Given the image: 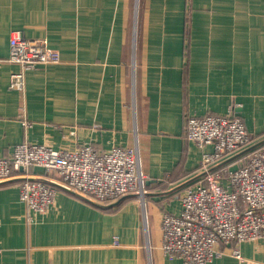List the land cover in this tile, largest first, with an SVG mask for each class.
Here are the masks:
<instances>
[{
    "label": "crops",
    "instance_id": "crops-1",
    "mask_svg": "<svg viewBox=\"0 0 264 264\" xmlns=\"http://www.w3.org/2000/svg\"><path fill=\"white\" fill-rule=\"evenodd\" d=\"M13 31L59 57L26 71L22 92L8 86ZM232 106L248 133L264 131V0H0L3 154L20 142L136 144L153 183L143 203L128 195L119 208L60 190L43 215L19 200L20 180L0 183V264H181L160 248V215L178 214L200 178L185 118ZM219 249L207 264H264V238L240 244L244 262Z\"/></svg>",
    "mask_w": 264,
    "mask_h": 264
},
{
    "label": "built area",
    "instance_id": "built-area-1",
    "mask_svg": "<svg viewBox=\"0 0 264 264\" xmlns=\"http://www.w3.org/2000/svg\"><path fill=\"white\" fill-rule=\"evenodd\" d=\"M7 62L18 67L8 86L22 92L25 73L38 65L56 64L58 54L45 39L26 38L13 31ZM20 125H30L20 107ZM187 141L201 150L200 178L179 197L180 211L160 215V248L181 264H207L221 255L220 245L244 262L241 243L264 238V145L254 148L250 134L234 111L185 118ZM245 151L238 168L225 165L230 155ZM30 168L42 170L37 176ZM20 180L19 200L33 213L46 214L62 190L90 204L113 202L134 195L141 203L147 176L136 144L98 150L90 143L69 148L20 142L8 154L0 148V183ZM247 264H259L249 262Z\"/></svg>",
    "mask_w": 264,
    "mask_h": 264
},
{
    "label": "trees",
    "instance_id": "trees-1",
    "mask_svg": "<svg viewBox=\"0 0 264 264\" xmlns=\"http://www.w3.org/2000/svg\"><path fill=\"white\" fill-rule=\"evenodd\" d=\"M138 23H139V20H138ZM186 30L187 29H185V34H186ZM245 125V124H244ZM246 127V126H245ZM246 130H247V128H246ZM247 132H248V130H247ZM250 134V133H249ZM262 137H264V131L263 132H261L259 135H256V136H254V135H251L250 134V136H249V138H250V143L252 144V146L254 147V148H257V147H260V146H263L264 145V140H262V141H260V138H262ZM245 155V151H239V152H237V154H233V155H230L228 158H226L225 160V165L226 166H228V167H230L231 169H235V168H238L239 167V163H240V161H241V158L243 157ZM200 169V168H199ZM156 184H160V183H156ZM156 184H154V185H156ZM151 187H153V183H150V184H146L145 185V189L147 190V189H150ZM126 196H128V195H126ZM129 196H131V195H129ZM132 196H134V195H132ZM124 198H125V196H123ZM135 197V196H134ZM123 198V199H124ZM127 199V198H126ZM125 201V200H124ZM114 202V201H113ZM109 203H112V202H107L105 205H108ZM124 202H123V200L120 202H118V204H116V207L117 208H119L122 204H123Z\"/></svg>",
    "mask_w": 264,
    "mask_h": 264
},
{
    "label": "water",
    "instance_id": "water-1",
    "mask_svg": "<svg viewBox=\"0 0 264 264\" xmlns=\"http://www.w3.org/2000/svg\"><path fill=\"white\" fill-rule=\"evenodd\" d=\"M148 183V182H147ZM124 197H121V199H123ZM121 199H118V200H116L112 205H116V204H118V202L121 200Z\"/></svg>",
    "mask_w": 264,
    "mask_h": 264
},
{
    "label": "rangeland",
    "instance_id": "rangeland-1",
    "mask_svg": "<svg viewBox=\"0 0 264 264\" xmlns=\"http://www.w3.org/2000/svg\"><path fill=\"white\" fill-rule=\"evenodd\" d=\"M134 69H135V67H134ZM235 111V110H234ZM236 112V111H235ZM238 115V114H237ZM238 117L242 120V122H243V124H244V121H243V119L238 115ZM59 192V191H58ZM60 193V192H59Z\"/></svg>",
    "mask_w": 264,
    "mask_h": 264
}]
</instances>
